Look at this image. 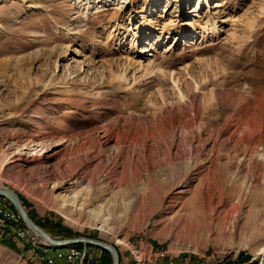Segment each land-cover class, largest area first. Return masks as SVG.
I'll list each match as a JSON object with an SVG mask.
<instances>
[{
	"label": "rangeland",
	"instance_id": "rangeland-1",
	"mask_svg": "<svg viewBox=\"0 0 264 264\" xmlns=\"http://www.w3.org/2000/svg\"><path fill=\"white\" fill-rule=\"evenodd\" d=\"M175 111L180 145L199 135L172 161ZM91 156L90 182L68 186ZM0 188L53 239L105 242L119 264L133 249L264 264V0H0ZM17 226L27 237L0 230V264L69 248Z\"/></svg>",
	"mask_w": 264,
	"mask_h": 264
},
{
	"label": "bare ground",
	"instance_id": "bare-ground-1",
	"mask_svg": "<svg viewBox=\"0 0 264 264\" xmlns=\"http://www.w3.org/2000/svg\"><path fill=\"white\" fill-rule=\"evenodd\" d=\"M171 76H172V74L170 75V77ZM122 77L123 76H117L118 79H121ZM174 77H175V75H174ZM175 80H173L174 83L176 82ZM192 110L195 113H198L197 104L193 106ZM176 112L179 113L178 111H175L174 114L168 115L167 118H166V121H164L165 122V128H166L165 130L167 131L166 133L170 136V140H171V142L168 144V148L167 149H168L169 160H172V161H177V160L182 159L183 157L192 155L193 152L196 151V148H194V146H193L194 145L193 142L196 141V137L199 135L198 133H195L193 130L190 131V140H191V142L188 143V145L185 146V147L181 146L180 143H179V138L181 137V135L183 133L182 132L183 127L180 124V120H179L178 114ZM149 122H150L149 120H146V123H149ZM190 122H191L190 124H192V121H190ZM124 125H127V124H124ZM115 129H116L115 126H111L109 128L108 132H106V131L102 132V135H101L100 138L102 140L103 139L104 140H108L109 138L115 137V135H116L115 134ZM189 130H191V129L189 128ZM120 131H121V128H120ZM130 131H131V133L135 134L134 136H137V139H138V146H137L138 151L137 152L133 151V153L131 155V159L134 160L133 162H135V161L137 162L139 160H142V167L145 170L148 171V170H150L153 167V165L148 163L147 158H146L147 157V149H148L147 139H146V137H143L142 135H139L138 132H135L133 129H131ZM128 134H130V133H128ZM128 134L126 135V133H123V135L121 136V142H124L126 140V138H127L126 136H129ZM147 136H149V135H147ZM154 142L155 141L152 140V144ZM118 143H120V142H118ZM94 159H95V156H91L90 158L86 157L85 158V163L83 165V168L85 170H83L80 173L75 172L74 174H72L69 177L67 185L72 187V186H75V185L77 186V185H83V184L89 183L90 179H89L88 173H86V172H87V170H88V168H89V166L91 164L90 162L92 160H94ZM30 160L35 162V163H39V162L46 163L48 161V158H47V156H44L42 158L41 157H32ZM143 168H142V170H144ZM61 187L63 188V186H61ZM178 192H180V190L175 192L173 197L169 198V200L166 203L167 204L166 205L167 209L169 211L174 210L179 204V202L177 200V195L179 194ZM17 225H19V216L7 215V212L5 211L4 203H0V230H3V229H8L9 230V229H11L12 231H15L18 234L17 235L18 237H20V238L27 237V231L24 230V229H21ZM262 249L264 250V245H263ZM65 252H68V253L79 252L80 254H89V250L88 249H86V248H84V249L83 248H75V247H69V248L66 249ZM56 253L57 254H61L60 252H55V254ZM131 254L133 255V259L136 261L134 264H155V263H150V260L143 259L141 257L142 254H141V252H139V250L133 249V250H131ZM147 254H150V251ZM160 254H165V252L164 251H160ZM39 259L44 264H49V263H47L46 257H44L43 255H41ZM72 263H79V256H72ZM217 263H215V264H217Z\"/></svg>",
	"mask_w": 264,
	"mask_h": 264
},
{
	"label": "water",
	"instance_id": "water-1",
	"mask_svg": "<svg viewBox=\"0 0 264 264\" xmlns=\"http://www.w3.org/2000/svg\"><path fill=\"white\" fill-rule=\"evenodd\" d=\"M0 196L7 199L18 212L19 216L23 220L24 224L32 230L35 234L43 238L48 247L52 249H61L75 244H86V245H94L102 249L103 251H107L112 257V264H119V257L116 250L109 244L100 241H94L90 239L77 238V239H67V240H55L49 234H47L42 228H40L37 224H35L29 215L27 214L21 200L19 197L9 190H4L0 188Z\"/></svg>",
	"mask_w": 264,
	"mask_h": 264
},
{
	"label": "built area",
	"instance_id": "built-area-1",
	"mask_svg": "<svg viewBox=\"0 0 264 264\" xmlns=\"http://www.w3.org/2000/svg\"><path fill=\"white\" fill-rule=\"evenodd\" d=\"M0 203L5 204V211L7 215L11 216H19L18 212L10 207L7 203V200L3 197H0ZM47 259V263L49 264H101V258L95 256L94 253L90 254H80L76 253H68L63 252L61 254H48L41 253ZM72 256H79V263H72ZM142 258L145 260H150V263L155 264H176V261L172 257H168L166 254H160V250L150 251V254H143ZM217 264H238L234 259L230 260H220Z\"/></svg>",
	"mask_w": 264,
	"mask_h": 264
},
{
	"label": "trees",
	"instance_id": "trees-1",
	"mask_svg": "<svg viewBox=\"0 0 264 264\" xmlns=\"http://www.w3.org/2000/svg\"><path fill=\"white\" fill-rule=\"evenodd\" d=\"M10 207H12L14 209V207L12 205H10ZM71 246L83 247L82 244H75V245H71ZM68 247H70V246H68ZM105 254H107V255H105ZM109 255L110 254L107 251H103L102 256H101L102 257L101 261L103 264H110L111 263V259H110Z\"/></svg>",
	"mask_w": 264,
	"mask_h": 264
}]
</instances>
